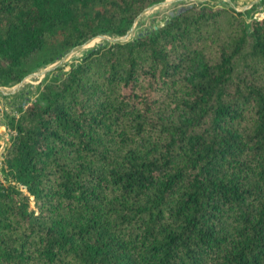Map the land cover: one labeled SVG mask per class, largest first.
I'll use <instances>...</instances> for the list:
<instances>
[{"label": "trees", "instance_id": "16d2710c", "mask_svg": "<svg viewBox=\"0 0 264 264\" xmlns=\"http://www.w3.org/2000/svg\"><path fill=\"white\" fill-rule=\"evenodd\" d=\"M159 1L0 0V85ZM246 12L183 5L40 80L10 119L0 264H264V16Z\"/></svg>", "mask_w": 264, "mask_h": 264}, {"label": "rangeland", "instance_id": "374dc122", "mask_svg": "<svg viewBox=\"0 0 264 264\" xmlns=\"http://www.w3.org/2000/svg\"><path fill=\"white\" fill-rule=\"evenodd\" d=\"M190 3L225 4L240 10H247V21L253 17L264 16V4L260 3V0H161L142 10L123 35L97 34L69 48L55 61L29 72L21 81L10 86L0 85V167L10 143V135L13 133L10 128V119L18 115L19 103L24 105L37 94L40 80L51 72H58L59 67L66 70L69 64L88 48L101 42L132 38L140 31L163 23L171 12Z\"/></svg>", "mask_w": 264, "mask_h": 264}]
</instances>
